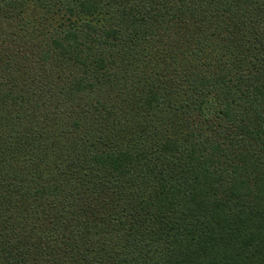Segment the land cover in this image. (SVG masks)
Returning a JSON list of instances; mask_svg holds the SVG:
<instances>
[{
    "label": "trees",
    "instance_id": "1",
    "mask_svg": "<svg viewBox=\"0 0 264 264\" xmlns=\"http://www.w3.org/2000/svg\"><path fill=\"white\" fill-rule=\"evenodd\" d=\"M0 264H264V0H0Z\"/></svg>",
    "mask_w": 264,
    "mask_h": 264
}]
</instances>
